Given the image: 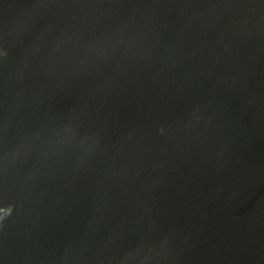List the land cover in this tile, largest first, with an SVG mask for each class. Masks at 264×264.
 I'll return each mask as SVG.
<instances>
[{"label":"water","instance_id":"water-1","mask_svg":"<svg viewBox=\"0 0 264 264\" xmlns=\"http://www.w3.org/2000/svg\"><path fill=\"white\" fill-rule=\"evenodd\" d=\"M0 264H264V0H0Z\"/></svg>","mask_w":264,"mask_h":264}]
</instances>
